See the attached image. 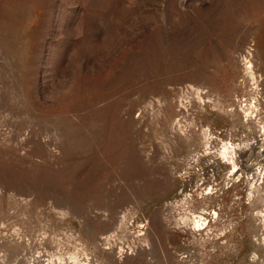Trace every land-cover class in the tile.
I'll return each instance as SVG.
<instances>
[{
	"label": "rangeland",
	"instance_id": "374dc122",
	"mask_svg": "<svg viewBox=\"0 0 264 264\" xmlns=\"http://www.w3.org/2000/svg\"><path fill=\"white\" fill-rule=\"evenodd\" d=\"M0 264H264V0H0Z\"/></svg>",
	"mask_w": 264,
	"mask_h": 264
},
{
	"label": "bare ground",
	"instance_id": "6f19581e",
	"mask_svg": "<svg viewBox=\"0 0 264 264\" xmlns=\"http://www.w3.org/2000/svg\"><path fill=\"white\" fill-rule=\"evenodd\" d=\"M227 153H228V149H227V145H225V146H223V148H222V150L220 152V155L225 159V158H227ZM201 220L202 219H200V218L195 220L193 227L197 228V229L200 228V226L203 225Z\"/></svg>",
	"mask_w": 264,
	"mask_h": 264
}]
</instances>
